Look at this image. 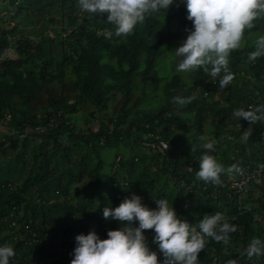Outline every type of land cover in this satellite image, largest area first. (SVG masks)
Listing matches in <instances>:
<instances>
[{
	"label": "trees",
	"instance_id": "16d2710c",
	"mask_svg": "<svg viewBox=\"0 0 264 264\" xmlns=\"http://www.w3.org/2000/svg\"><path fill=\"white\" fill-rule=\"evenodd\" d=\"M160 14L168 25L177 22L174 31H159ZM88 16L77 0H1L0 56L12 50L16 58L0 60V245L12 246L29 263L51 250L15 244L12 221L53 237L95 230L107 238L119 224L102 217L103 207H116L134 193L151 209L155 199H168L191 223L221 212L237 226L227 244L208 239L200 264H264V256L240 255L253 237L264 240V186H251L242 207L236 205L221 184L195 180L201 150L192 145H199L201 135L215 138L214 155L225 168L264 164V124L232 116L235 109L264 103V56L248 60L255 43L230 53L234 79L226 88L202 70L189 81L176 74L162 87L160 104L146 109L161 47L183 41L192 27L185 7L172 5L133 34L110 39L104 36L114 31L107 14ZM253 30L264 36V17ZM176 96L194 99L179 105ZM245 130L252 132L251 141H241ZM149 134L168 143L164 155L145 152ZM119 145L125 152L105 173L102 151ZM152 237L149 247L162 260Z\"/></svg>",
	"mask_w": 264,
	"mask_h": 264
},
{
	"label": "clouds",
	"instance_id": "9594fccd",
	"mask_svg": "<svg viewBox=\"0 0 264 264\" xmlns=\"http://www.w3.org/2000/svg\"><path fill=\"white\" fill-rule=\"evenodd\" d=\"M176 0H77L82 12L92 16L107 14L106 21L114 31L105 30L104 36L110 39L133 34L136 26L152 14L168 11ZM191 29L181 45L174 51L178 58L177 72L191 73L202 70L215 80L219 77L220 89L226 88L234 79L229 68V56L233 50L241 47L245 31L254 28V21L264 17V0H181ZM264 56V36L255 41V50L248 54V60L254 61ZM194 98L173 97V103L185 105ZM232 116L241 118L251 125L264 124V103L235 109ZM199 145H193V151L201 150L199 167L195 180L204 183L220 184L222 173H239L237 164L225 168L214 155L216 139L201 135ZM247 130L241 137L247 142ZM259 167L264 169V164ZM157 207L151 209L142 203L139 195L125 197L118 206L102 209V217L116 221L119 227L107 231V238L102 239L95 231L80 233L75 237V247L71 253L70 264H200L198 254L206 248L208 239L216 242H229V234L237 230L221 212L205 214L197 222L182 219L173 204L166 198L155 199ZM137 226H133V224ZM145 230H152L151 243L157 251L149 247ZM248 259L264 256V240L253 237L240 253ZM15 251L10 245H0V264H10ZM228 264H234L228 261Z\"/></svg>",
	"mask_w": 264,
	"mask_h": 264
},
{
	"label": "built area",
	"instance_id": "2783aa9c",
	"mask_svg": "<svg viewBox=\"0 0 264 264\" xmlns=\"http://www.w3.org/2000/svg\"><path fill=\"white\" fill-rule=\"evenodd\" d=\"M16 55L12 50H7L0 56V60L15 59ZM60 117V114L58 115ZM10 121V117H6L3 121V125L7 126ZM52 124H50V127ZM40 131V128H38ZM14 130H11L9 134H15ZM20 139L24 138V135H18ZM150 142H143L142 146L145 148V152L151 155H164L168 149V143L159 134H149ZM241 171L239 173L233 172L228 174L225 180L221 181V190L226 193L229 199L235 200V204L242 207V201L246 197L251 186H264V169H261L258 165L252 164H239ZM191 172V168L188 169ZM184 186V184H181ZM11 228H16L18 236L14 237V243L21 242L26 248H33L35 251L37 248H51L48 253H42L44 257L34 263H29L22 259L21 254L15 253V256L10 258V264H70L73 258L71 253L75 247V237L78 235L77 231L71 232L67 237H53L49 233L41 234L37 230L31 227L30 223H17L12 221ZM154 234H145L146 238H150ZM40 255L39 253H37ZM217 264H222L221 261H216ZM228 264V263H224Z\"/></svg>",
	"mask_w": 264,
	"mask_h": 264
},
{
	"label": "rangeland",
	"instance_id": "374dc122",
	"mask_svg": "<svg viewBox=\"0 0 264 264\" xmlns=\"http://www.w3.org/2000/svg\"><path fill=\"white\" fill-rule=\"evenodd\" d=\"M1 3V0H0ZM173 5H178L184 7L181 0H176ZM158 20L160 22L159 31L161 33H167L169 31H174L176 29L177 22L174 21L170 25L167 24L165 21L164 15H158ZM260 30H248L245 31V35L242 38L241 47H246L248 45L254 44L256 39L260 36ZM181 42H176L172 44H164L161 47L160 55L156 62V73L154 80L152 81L151 86L146 90V98L144 102V106L146 109L156 108L160 104V97L162 93V87L176 74L182 76L186 81H189L191 73H184V72H177L176 67L178 64V58L174 56V51L177 47L181 45ZM143 60V58H142ZM215 100H220V97L217 95L215 96ZM78 122L81 123L80 116H76ZM249 135V140H252V132L247 130ZM242 137V136H241ZM240 137V138H241ZM246 149H251V146H246ZM143 150L139 151L141 153ZM125 147L123 145L114 146L111 148H106L102 151V157L107 162V166L105 167V173H110V164L113 163L114 158L119 153H124Z\"/></svg>",
	"mask_w": 264,
	"mask_h": 264
}]
</instances>
